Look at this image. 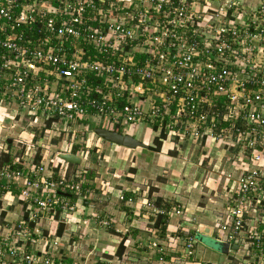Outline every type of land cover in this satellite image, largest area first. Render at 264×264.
<instances>
[{"label":"built area","instance_id":"2783aa9c","mask_svg":"<svg viewBox=\"0 0 264 264\" xmlns=\"http://www.w3.org/2000/svg\"><path fill=\"white\" fill-rule=\"evenodd\" d=\"M0 115L7 136L20 129L17 168L0 167V189L15 192L22 211L0 224V264H66L61 248H77L71 237L86 229L78 206L92 209V190L82 186L85 169L58 154L84 160L92 129L129 134L142 125L153 149L208 142L228 165L219 171L229 183L223 208L210 223L178 222L179 256L168 261L201 264L200 234L227 245L220 264H264V0H0ZM7 145L0 135V153ZM126 190L115 196L128 204ZM143 207L167 221L183 212ZM87 216L109 227L108 216ZM148 231L156 238L146 246L167 264L162 238ZM91 254L67 264H126L89 263Z\"/></svg>","mask_w":264,"mask_h":264},{"label":"crops","instance_id":"0c3cea01","mask_svg":"<svg viewBox=\"0 0 264 264\" xmlns=\"http://www.w3.org/2000/svg\"><path fill=\"white\" fill-rule=\"evenodd\" d=\"M93 125L95 124H91V127H93ZM17 128H14L13 126L9 127V132H8L9 135L7 136L6 132L3 135L5 139L6 138L11 139L10 144H13L14 142V140L12 141V138H14V134L20 132V129ZM140 128L149 131V129L146 126L142 125L128 132L129 133L128 135L142 142L146 146L145 148L129 149L118 145H114L112 143L102 140L94 132L93 133L95 136L91 137V139H93V144L87 145L89 151L87 150L86 155L89 157L90 153L94 155L96 154L95 158H97L99 157L98 155L102 153L101 157L103 158V161H108L107 158H109V155H112L113 152L118 151L123 153V151L125 152L133 151V154L135 156L133 158L134 163H131L129 165L132 166V168H134V169L129 168V170H131L133 174L127 173L125 174V176L135 175V176H142V178L145 179L146 178L149 179L151 178L150 174L154 172L155 169L165 174L166 177L165 182L162 181L159 182L157 180H153V182L151 183L152 190H150L151 191L150 192L151 194L149 196L150 198H146L147 196L146 192L148 188H150L149 186L146 185L144 189H140L139 186L140 183H138V181H134L135 183L129 184L130 182L124 179L126 184L121 185L122 187H125V189L122 190L127 189L125 192H130L131 194H133V201L128 204L122 203L120 201V203L117 205L118 209L113 211H108L110 217L108 215L100 216V217L108 216L112 221L110 228H112L114 232H116L115 230H118V232H116L115 236L107 233L104 234L106 236L105 242L102 244H96V246H98V251H96L95 248L96 246H95L94 250L92 251L93 254H91L87 258V262L89 263H94L95 261L94 259L102 258V256L103 257L106 256L105 258L116 256L115 254L116 247L121 240L122 251L120 255H118V257L120 258L121 256L122 258L125 257L124 261L126 262V264H159L156 260L157 257L156 251L152 249H148V247L146 246L147 242L153 240L156 237L153 236L150 238L148 229L146 228V226L142 227V223L140 222L131 223L134 219H139L140 216L143 217L146 222L149 220L150 216L148 215V212L146 211L143 212L145 210L143 204L146 200L152 201L155 198H161L162 201H165L171 205H180L188 216L190 217L195 216L196 218H198V220L201 219L202 220L201 222L204 221V223H207L206 222L207 216H210L211 218L213 211L220 210L224 206L223 193L225 191V186H227V184L229 185V183L226 182L219 175V171L226 170L228 168V165L227 163L222 164L224 162L222 160L220 161V165H219V158L222 155V153L221 150L217 147V145L210 144L207 142L204 144V146L197 147L195 146V143L193 142L190 143L189 141H186L185 143H182L180 148H178V151H171L168 150L170 145H168L167 143H165L163 147L162 146L160 147L159 143H157L156 149L152 150L150 145L153 141L154 135L150 133L147 142L145 140L141 141L140 139H138V137L135 136V135L139 136V134H136V132ZM101 144H103L104 148H102ZM96 148L98 150H96ZM141 149H145L146 151ZM87 156L86 158H84L86 161H88ZM146 159L148 161H146ZM80 161L82 160H79V163ZM194 170L200 171L201 176L199 178H195V179L193 178L195 176ZM90 172L94 174V172L91 171V169ZM180 176H181V180L177 182ZM95 177L96 176L93 175L92 179L90 181H87V183L89 184L88 188H90L92 192H95V188H97V185L93 183L94 181L93 179ZM119 183H116L118 184L117 186H119ZM134 184L136 186H134ZM177 185H179V188L176 187ZM110 186L112 185L102 184L103 193H101L100 195H105V192H110V194H114L116 193L115 191L121 190L118 187H115V189L112 190ZM180 188L182 189V191L180 190ZM203 188H205V190L201 192ZM139 189H140V193L138 195V193H136L134 190L139 191ZM190 189L193 190L195 189L194 192L197 193L196 198L192 197L193 191H190ZM0 190L3 192L0 197L1 198L0 200H2L3 202V204H1L0 207V224L15 221L18 218V216H20L22 213L20 205L12 196L15 192H11L12 194L11 195L7 193L4 194V191L2 189ZM15 206H17L18 208L19 211L18 213L13 212V210L9 211L10 213L7 211L8 208L13 209V207ZM122 218L124 219L123 221ZM85 219L88 225L89 221L86 217ZM145 221H143L144 222L143 224H145ZM178 222H179L178 218H173L171 220H168L166 222L165 235L163 236L161 241H159V243L163 246L165 259L168 262L167 264H180L175 262L177 259H174L172 262H169L171 260L168 261V258L170 259L173 256H179V246L177 245L178 240L176 236H180L184 231L182 229L180 230L178 229L179 227L177 226ZM131 230L137 231L136 233L138 236H136V234L131 235L132 232ZM122 231L125 233H122ZM141 231H143L144 233H142ZM143 234L146 237L144 240L146 241L148 240L146 243H143L142 239L140 238V236H142ZM166 236H169V238L168 237L165 238ZM80 237L81 235H77L76 240L80 239ZM71 238L75 239V235L72 236ZM102 240H104V238ZM89 246L90 243H84L82 245H79V248H76L75 246L74 248L75 251L72 250L73 254L63 246L61 248V252L63 254L62 259L64 263L67 264L71 261L78 262V259L80 257L82 259V257L85 256L84 253ZM198 246L199 244L196 245V255H197L196 257L201 261V264H208V263L220 264L223 261L222 253H219L221 256V259L219 261L211 260L210 258L206 257L205 251L199 249ZM109 248H110V252L107 251V249Z\"/></svg>","mask_w":264,"mask_h":264},{"label":"rangeland","instance_id":"374dc122","mask_svg":"<svg viewBox=\"0 0 264 264\" xmlns=\"http://www.w3.org/2000/svg\"><path fill=\"white\" fill-rule=\"evenodd\" d=\"M4 113L6 114V110H4ZM0 123H1L0 135L2 136L6 132L4 130L6 122L2 120V116L1 115H0ZM17 127L19 128V125L15 124L14 128H17ZM149 131L145 130L143 128H140L136 132V134H139V136H137V135H135V136L138 137V139H140L141 141L145 140L147 142L148 138H149V135L151 133ZM88 137L89 136H86L85 138H88ZM13 140H14V142L10 146V152H11V154L18 155L20 151L18 149L19 147H18V144H17V140H16V138H12V141ZM83 140H84V138H83ZM91 144H93V139H91V140L88 139L87 140V145H91ZM82 145H84V144H82ZM101 146H102V148H104L103 144H101ZM141 150H145V149H141ZM88 151H89V149H88ZM145 153H147V152H145ZM89 155H90L89 157L87 156V160L88 161H86L85 159L80 161V163H78L79 166L77 168L88 169L89 171L91 169V171L94 172V176H96L93 179L94 180L93 183L95 185H97V188H95V192H92V194L90 196H88V197H90L89 205L92 207L91 210L88 208L90 211L87 208H81L80 206H78V209H80L81 212H82L80 214V216H79L80 219L81 220H85V217H86L88 219V221H89V224L87 225V223H86V229L84 231L85 233H83L81 235L80 239H77V241H78L77 248H79V245H82L84 243H90V246L88 247V250L93 251L94 247L96 246V244H102V243L105 242V240H106V236L104 235L105 233L112 234L113 236H115V234H116V232H114L113 229L110 228L111 227V223H112L111 220H110V224H109L108 228L97 229L96 225L92 222V220L87 217L88 214H93L94 215L96 213L99 215V217L101 215H108L109 216V212L108 211H113V210L118 209L117 205L120 203V201L117 200V198L115 196L116 193L110 194V192H105V195H100L101 193H103L102 184L112 185V186H110V188L112 190H114L115 187H118L119 189L122 190V189H125V187H122L121 185L122 184H126L125 181H124V179H126V181L130 182L129 184H133V183H135L134 181H138V183H140L139 184L140 189H144L146 185L151 188V183L153 182V180H157L159 182L160 181L165 182L166 177H165V174H163L160 171L155 170V169H154V172H152L150 174L151 178H149V179L148 178L145 179V178H142V176H135V175L125 176V174H127V173H130V174L132 173L131 170H129V168H132V166H129V165L131 163H134L133 162V160H134L133 158L135 156L133 154V151H127V152L123 151V153L122 152H118V151L117 152H113L112 155H109V158H107L108 161H103V158L101 157L102 153L99 154L98 155L99 157H97V158H95L96 154L94 155V154L90 153ZM146 161H148V160L146 159ZM74 168H75L74 166L73 167H69L68 168L69 169V173H72V169H74ZM132 169H134V168H132ZM147 170H149V169H147ZM194 172H195V176L193 177L194 179L195 178H199L201 176L200 171L194 170ZM179 180H181V176L178 178L177 182ZM116 183H119V186H117L118 184H116ZM174 184H176V183H174ZM134 186H136V185L134 184ZM176 187L179 188V185H177ZM182 188H183V186H182ZM140 189H139V191L137 190L138 192L136 190H134V191L136 193H138V195H139ZM180 190L182 191L181 188H180ZM194 190L190 189V191H193L192 192L193 193L192 197L196 198L197 193L194 192ZM204 190H205V188H203L201 190V192H203ZM104 191H106V190H104ZM115 192H118V190L115 191ZM2 193L3 192L0 190V197H1ZM1 204H3L2 200H0V207H1ZM11 210H13V212H16V213L19 212L17 206L13 207V209L12 208H8L7 211L9 212ZM145 211L147 212L146 209L143 212H145ZM212 213H214V211ZM185 217H190V216H188L185 213V211L183 210L182 215L178 218V221L179 222H183ZM191 218H193L192 223L196 219H197V221H202L201 219L198 220V218H196L195 216H193ZM209 219H212V218H210V216H207V220H206L207 223H210ZM9 220H12V219H9ZM123 220L124 219L122 218V221ZM133 221L131 223H136V222L139 223L140 222V223H142V227L146 226V228L148 229L147 222L144 220L143 217L140 216L139 219H134ZM143 221H145V224H143L144 223ZM82 225L83 224H81V227L78 228L79 231L82 230V228H83ZM67 228H71V227H67ZM96 232H97V234H96ZM141 232L144 233L143 231H141ZM136 236H138V235L136 234ZM146 236H147V234H146ZM103 238H104V240H102ZM140 238L142 239L143 243H146L148 241V240L147 241L144 240L146 238L144 234L142 236H140ZM197 239H198V244H199L198 247H199V249H202V250L205 251L206 257L210 258L211 260H217V261H219L221 259V256L219 254L220 253L219 249H217L219 247V245H220L219 242L213 240L210 237L204 236V235H198ZM100 241H102V242H100ZM95 248H96V251H98V246H96ZM70 249H71V247L69 248V251H70ZM79 251H80V249H79ZM107 251L110 252V248L107 249ZM70 252L73 254V251H70ZM105 257L102 256L103 259H107Z\"/></svg>","mask_w":264,"mask_h":264},{"label":"trees","instance_id":"16d2710c","mask_svg":"<svg viewBox=\"0 0 264 264\" xmlns=\"http://www.w3.org/2000/svg\"><path fill=\"white\" fill-rule=\"evenodd\" d=\"M11 144L9 143L7 146L9 147ZM77 148L76 145L73 146L72 151H75ZM149 148V147H148ZM156 147H154V149L152 148V150H155ZM150 149V148H149ZM12 155L11 152L8 153H0V167L4 166V165H9L11 168H17V166L15 164H12ZM72 165H68V167H71ZM93 173L90 172L88 169H85V174H84V181L82 186L85 187H89V184L87 183V181H90L93 177ZM150 190H152L151 188H148L147 190V196L146 198H150ZM125 197H131L133 199V195L130 192H124L123 193ZM153 204L157 207L162 206L165 208H168L170 206L169 203L162 201L161 198H155L152 200ZM19 204V203H18ZM166 218L164 217V215H155L154 217H149V222L147 223V227L150 231H154V234L156 236H158L159 238H163V236L165 235V227H166ZM61 230H62V224H59L56 228V235H60L61 234ZM132 231V230H131ZM137 231H132L131 235L137 234ZM122 251V241L120 240V242L118 243L117 247H116V251L115 254L118 257V255H120Z\"/></svg>","mask_w":264,"mask_h":264},{"label":"water","instance_id":"95a60500","mask_svg":"<svg viewBox=\"0 0 264 264\" xmlns=\"http://www.w3.org/2000/svg\"><path fill=\"white\" fill-rule=\"evenodd\" d=\"M93 132L102 140L107 141L109 143H112L114 145H118L121 147H125V148H129V149H134L136 147H141V148H145L146 146L134 139L133 137L129 136L128 134H120L116 131H110V130H105V129H101V128H94ZM5 142L7 144H9L11 142L10 138H6ZM58 157L62 160H64L65 162L69 163V164H78L79 163V158L71 155V154H58ZM83 205H86V201H83ZM201 231L204 234L208 233V229L205 227H201ZM197 234L196 238L198 237ZM198 240V239H197ZM226 244L220 243L219 247L217 249H219V252L224 254L226 252ZM232 249H235V246H231Z\"/></svg>","mask_w":264,"mask_h":264},{"label":"bare ground","instance_id":"6f19581e","mask_svg":"<svg viewBox=\"0 0 264 264\" xmlns=\"http://www.w3.org/2000/svg\"><path fill=\"white\" fill-rule=\"evenodd\" d=\"M136 148H141V147H136Z\"/></svg>","mask_w":264,"mask_h":264},{"label":"clouds","instance_id":"9594fccd","mask_svg":"<svg viewBox=\"0 0 264 264\" xmlns=\"http://www.w3.org/2000/svg\"><path fill=\"white\" fill-rule=\"evenodd\" d=\"M84 206H86V205H84Z\"/></svg>","mask_w":264,"mask_h":264}]
</instances>
